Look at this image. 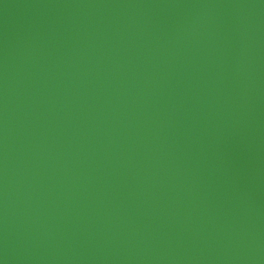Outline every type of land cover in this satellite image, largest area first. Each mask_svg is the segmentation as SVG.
Returning a JSON list of instances; mask_svg holds the SVG:
<instances>
[{"label":"water","instance_id":"95a60500","mask_svg":"<svg viewBox=\"0 0 264 264\" xmlns=\"http://www.w3.org/2000/svg\"><path fill=\"white\" fill-rule=\"evenodd\" d=\"M0 264H264V0H0Z\"/></svg>","mask_w":264,"mask_h":264}]
</instances>
